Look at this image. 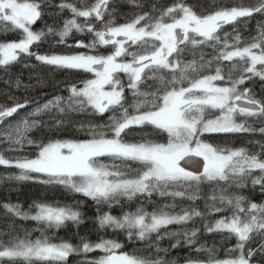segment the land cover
<instances>
[{
	"label": "snow or ice",
	"instance_id": "snow-or-ice-1",
	"mask_svg": "<svg viewBox=\"0 0 264 264\" xmlns=\"http://www.w3.org/2000/svg\"><path fill=\"white\" fill-rule=\"evenodd\" d=\"M128 2L136 10L119 24L115 23L117 8L113 6L109 11V0L81 7L61 3L59 9L69 10L72 18L63 20L58 31L48 25L45 31L33 30L32 26L47 14L45 9L53 7L51 0H0V32L21 34L18 41L0 42V67L5 72L23 54L45 65L92 74L80 82L82 86L71 85L67 98L56 96L31 114L36 116L54 108L50 122L25 116L19 123L0 130V139L7 141L9 150L19 151L25 144L36 148L32 156L5 158L0 153V165L19 170L10 179L60 186L109 209L138 196L150 198L153 193L195 201L200 198L201 186L207 184L211 188L205 202L207 214L230 215L205 223V230L224 234L225 239L235 237L237 243L227 250L225 259H216L214 249L204 245L194 247L197 253H209L208 259L187 258L185 264H264V203L249 202L244 195L229 192L246 188L249 181L253 187L260 185L264 192V158L243 147L228 149L202 139L205 133L257 131L246 120L238 121L237 115L264 118V99L249 95L251 89L242 87L254 77L264 80V22L243 47L229 45V33L224 34L223 43L218 35L224 25H235L240 18L264 16V0L247 6L220 7L209 13H198L183 0L169 5L150 0L143 4ZM77 18L85 22L78 23ZM90 20L100 21L101 27L96 28ZM74 30L91 33L93 39L68 44L67 38ZM47 34L58 35L56 43L87 51H30ZM234 39L239 44L241 37L237 34ZM109 46L107 54L97 51ZM201 46L216 49L217 54L205 60ZM120 74L127 78L126 84ZM16 87H20L18 79ZM126 89L131 91V102ZM9 98L13 99L11 106H0V123L28 105L27 100ZM73 113L109 116L103 124H79L87 138L55 135L64 130L66 118ZM145 126H150L163 142L143 136L136 142L127 139L135 129ZM37 129L54 135L46 140L33 139L31 133ZM259 132L264 133V127ZM105 157L110 162L101 159ZM257 171L260 174L253 175ZM3 207L11 215L0 233L6 237L0 239V264H67L70 255L94 250L104 255L86 260L85 264H178L176 259H167L169 249L158 243L155 258H149L118 253L123 245L114 239H101L95 244L82 241L81 246L53 242L48 230H59L68 221L82 223L81 213L68 205L34 201L27 212L19 204L4 203ZM175 207V203L165 204L149 213L138 206L134 212H124L119 217L105 212L97 221L102 229L125 230L129 241L147 240L151 244V234L157 233V241L175 237L172 248L180 246L181 236L185 245L193 246L198 229L159 234L169 225H184L206 214L194 208L167 210ZM16 217L36 222L35 231L41 235L32 239L26 232L21 238ZM257 237L261 242L252 247Z\"/></svg>",
	"mask_w": 264,
	"mask_h": 264
},
{
	"label": "trees",
	"instance_id": "trees-1",
	"mask_svg": "<svg viewBox=\"0 0 264 264\" xmlns=\"http://www.w3.org/2000/svg\"><path fill=\"white\" fill-rule=\"evenodd\" d=\"M96 0H51L53 7L51 9H45L46 15L34 25V30L46 29V25L52 26L57 31L62 28L63 20L72 18V14L69 10H60L59 5L61 3H73L78 7L95 3ZM137 3L143 4L144 0H136ZM159 4L169 5L174 0H150ZM178 2V0H177ZM183 2L193 5L198 13H209L220 7H231L237 5H249L255 3L256 0H183ZM117 8L115 14V23H123L126 19L133 14L136 10L135 6L130 4L128 0H109V11L112 7ZM105 19H108L107 13ZM78 23H84V18H77ZM96 28L101 27L100 21L90 20ZM264 22V16L260 14H254L251 18H240L235 25H224L218 35L224 40V34L229 33L227 37L229 45L232 47H243L247 43L251 42V37L256 34L257 26ZM235 29V31H234ZM239 34L241 40L239 44L235 42V36ZM21 38L19 31H9L7 33L0 32V42L18 41ZM93 39L91 33H77L75 30L67 38L68 44H74L76 40H83L85 43L90 42ZM59 40L58 35L47 34L41 42L34 44L30 51L38 52L39 54H68L74 51H87L86 49L68 48L65 44L56 43ZM222 46V45H221ZM203 47V46H201ZM111 50V46L108 48H99L97 51L102 54H107ZM204 59H212L217 54L216 49L203 47ZM191 58V57H189ZM199 59V56L196 57ZM130 59V57H129ZM227 63V62H225ZM259 67V66H258ZM124 83H127V78L120 74ZM91 73H83L74 70H66L57 68L55 66L45 65L37 61L34 57H28L21 55V59L17 62L9 65L8 72H5L0 67V106L8 107L13 103V99L19 101H28L27 107L19 109L16 114L5 120L0 125V130L14 123H19L25 116H29L31 119L41 120L43 122H50V113L55 112L56 109L43 110L38 115L32 116L31 114L36 111L40 106L52 100L56 96L67 98L70 95V86L76 84L81 85V81L86 78H91ZM17 79L20 81V87H16ZM27 86V87H26ZM242 87L251 89L249 95H255L257 99H264V80L259 77H254L251 80L246 81V84ZM129 102L132 100L131 91L125 90ZM131 112L132 110L129 109ZM109 113H105L103 116L98 114L89 113H73L66 118V125L62 132L55 134L62 138H87L86 133L79 128V124H103L108 120ZM63 118V117H62ZM238 121L246 120L249 125L256 128L257 131L250 133H228V134H204L202 139L212 142L218 146L228 149L245 148L250 154H259L264 158V133L259 132V128L264 127V118L256 117H243L237 115ZM50 135L46 129H37L31 133V137L37 140H46ZM147 139H155L163 142L162 137L156 136L150 126H145L143 129L137 128L133 134L128 136L127 139L132 142L140 141L141 137ZM10 146L6 140L0 139V153L5 158H14L20 156H32L36 152L35 145H27L23 149L9 150ZM105 162L108 158H101ZM117 163H119L117 161ZM137 165H133L136 167ZM19 174V170L15 167H7L0 165V233L4 231V224L11 214L7 213L3 207L4 203L19 204L22 211H29L33 202H45L49 204H56L59 206H71L75 210L81 213L82 223L74 224L71 221L59 230H48V235L52 237L53 242L67 241L74 246H81L82 241L91 244L98 243L101 239H114L121 243L123 247L118 249V253L127 252L129 254L142 255L149 258H155V245L158 243L160 247L168 248L169 253L167 259H176L178 264H185L187 258L206 260L209 257L207 252H195L194 247H200L204 245L207 249H214L216 259L228 258L227 250L233 248L237 243L235 237L228 239L224 238V234L212 232L209 233L205 230V223L211 224L216 219L225 215H230V212L207 214L205 202L211 195V188L209 185L204 184L201 186L198 199L190 201L186 198L172 197H160L158 194L153 193L149 198L146 196H138L133 201H123L121 205H114L111 209L107 205H96L94 201L79 193L70 192L60 186H46L34 181H17L10 179ZM257 171L253 175H259ZM229 192H235L236 194H242L247 197V201L264 203V192L261 191V186L256 185L253 187L249 181V184L244 189H230ZM175 203V208L167 209L171 212H180L181 209H196L206 213L203 217H194L191 221L184 225H169L166 229H161L159 234L171 231L183 232L184 230L198 229L196 244L193 246H187L183 243V237L181 236V244L179 247L172 248L171 245L175 243V237H165L163 240L157 241V233L151 234V244L149 241L132 240L129 241L125 230L112 229L110 227L100 228L97 217L105 212H110L114 216H121L124 212L135 211L138 206H143L149 213L157 210V208L163 207L165 204ZM99 209V210H98ZM31 211L34 213L35 209ZM16 225L20 229L19 235L24 237L25 233H31V238L35 239L41 235L39 231H35L38 227L36 222L31 220H21L19 217L15 218ZM0 239H6L4 236H0ZM261 242L257 237L252 242V247H256ZM102 252L91 253H79L72 254L68 257L67 264H85L86 260L98 259L103 256ZM163 255V254H160Z\"/></svg>",
	"mask_w": 264,
	"mask_h": 264
},
{
	"label": "rangeland",
	"instance_id": "rangeland-1",
	"mask_svg": "<svg viewBox=\"0 0 264 264\" xmlns=\"http://www.w3.org/2000/svg\"><path fill=\"white\" fill-rule=\"evenodd\" d=\"M35 25V24H34ZM34 25L32 26L33 27V30H34ZM205 134H208V133H205ZM213 134H215V133H213ZM118 251V250H117ZM92 252H102V251H100V250H94V251H92ZM89 253H91V252H89ZM103 253V252H102Z\"/></svg>",
	"mask_w": 264,
	"mask_h": 264
},
{
	"label": "water",
	"instance_id": "water-1",
	"mask_svg": "<svg viewBox=\"0 0 264 264\" xmlns=\"http://www.w3.org/2000/svg\"><path fill=\"white\" fill-rule=\"evenodd\" d=\"M0 125H1V123H0Z\"/></svg>",
	"mask_w": 264,
	"mask_h": 264
}]
</instances>
